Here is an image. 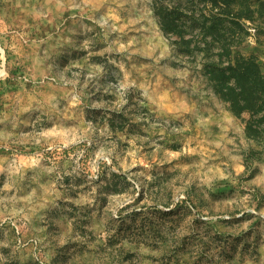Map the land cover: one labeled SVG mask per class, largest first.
I'll list each match as a JSON object with an SVG mask.
<instances>
[{
	"label": "rangeland",
	"instance_id": "1",
	"mask_svg": "<svg viewBox=\"0 0 264 264\" xmlns=\"http://www.w3.org/2000/svg\"><path fill=\"white\" fill-rule=\"evenodd\" d=\"M215 11L0 0V264H264V135L190 26ZM241 22L264 72V18Z\"/></svg>",
	"mask_w": 264,
	"mask_h": 264
},
{
	"label": "trees",
	"instance_id": "2",
	"mask_svg": "<svg viewBox=\"0 0 264 264\" xmlns=\"http://www.w3.org/2000/svg\"><path fill=\"white\" fill-rule=\"evenodd\" d=\"M212 8L210 23L191 17L190 26L196 34L211 38L203 46L207 54L218 55L209 64V78L216 90L228 103L229 109L240 116L251 112L246 134L259 140L264 135V72L254 54L243 55L238 49L244 40L242 19L264 18V0H209ZM174 16V15H173ZM172 15L162 17V26L167 31L180 34V23ZM194 38V37H193ZM193 38L182 42L184 50L193 52L199 45H192Z\"/></svg>",
	"mask_w": 264,
	"mask_h": 264
}]
</instances>
